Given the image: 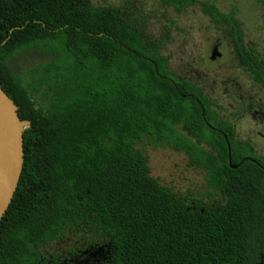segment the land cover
Segmentation results:
<instances>
[{
  "label": "trees",
  "instance_id": "16d2710c",
  "mask_svg": "<svg viewBox=\"0 0 264 264\" xmlns=\"http://www.w3.org/2000/svg\"><path fill=\"white\" fill-rule=\"evenodd\" d=\"M186 1L199 2L167 4ZM128 6L0 0V85L30 121L19 185L0 223V264H49V240L71 249L73 234L92 244L100 264H260L264 171L217 163L177 128L191 121V105L159 63L140 56L150 40ZM32 48L51 59L15 69V55ZM145 138L205 161L227 204H184L149 175L137 145Z\"/></svg>",
  "mask_w": 264,
  "mask_h": 264
},
{
  "label": "flooded vegetation",
  "instance_id": "af4514ba",
  "mask_svg": "<svg viewBox=\"0 0 264 264\" xmlns=\"http://www.w3.org/2000/svg\"><path fill=\"white\" fill-rule=\"evenodd\" d=\"M130 2L135 3L128 6L133 8L131 15L140 16L139 28L150 40L140 56L159 63L163 79L191 105L187 107L191 121L177 128L201 148L212 151L217 163L227 162L231 169H238L249 161L264 171V0L186 1L181 8L157 0L161 13L157 11L153 16L139 8L137 0ZM208 8L217 20L206 13ZM148 25H152V31H148ZM49 59L46 50L26 49L15 55L14 67L27 71ZM201 135L204 138L198 137ZM144 141L137 145L148 156L149 175L163 186L174 187L170 191L180 192L184 204L195 207L200 201V207L211 209L227 204L228 195L210 185L205 161L194 160L185 147L153 145L146 138ZM154 148L182 153L179 164L184 186L168 182L155 172ZM221 149H226V156L219 154ZM79 237L73 234L67 238L76 244L71 249L66 248L63 238L50 239L48 263L100 264L96 258L99 252ZM260 259L264 264V256Z\"/></svg>",
  "mask_w": 264,
  "mask_h": 264
},
{
  "label": "water",
  "instance_id": "95a60500",
  "mask_svg": "<svg viewBox=\"0 0 264 264\" xmlns=\"http://www.w3.org/2000/svg\"><path fill=\"white\" fill-rule=\"evenodd\" d=\"M30 121L0 85V223L12 202L24 165V131Z\"/></svg>",
  "mask_w": 264,
  "mask_h": 264
},
{
  "label": "rangeland",
  "instance_id": "374dc122",
  "mask_svg": "<svg viewBox=\"0 0 264 264\" xmlns=\"http://www.w3.org/2000/svg\"><path fill=\"white\" fill-rule=\"evenodd\" d=\"M105 1L106 0H94V2L97 4L100 2H103L105 4H117L125 1V3H127L128 5H135L134 2H127L128 0ZM137 4L139 8H142L145 12L151 14V16H153V14L157 11L161 13L160 3L157 2V0H137ZM157 4H159L158 8ZM189 13L191 14L192 10ZM151 26L152 25L147 26L148 31H152ZM151 153L152 164L155 172L165 180H168V182L174 183L179 187H181L182 185L184 186V180L181 179L183 170L181 169V165L179 164L181 162V158H183L182 153L175 152L173 150H167L164 148H154Z\"/></svg>",
  "mask_w": 264,
  "mask_h": 264
}]
</instances>
